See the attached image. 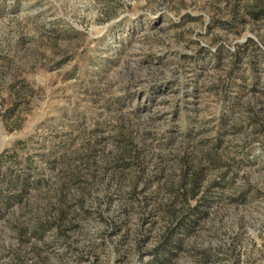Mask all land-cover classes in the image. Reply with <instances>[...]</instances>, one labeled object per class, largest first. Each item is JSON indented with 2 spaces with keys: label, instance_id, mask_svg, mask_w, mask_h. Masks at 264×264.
<instances>
[{
  "label": "rangeland",
  "instance_id": "rangeland-1",
  "mask_svg": "<svg viewBox=\"0 0 264 264\" xmlns=\"http://www.w3.org/2000/svg\"><path fill=\"white\" fill-rule=\"evenodd\" d=\"M262 11L0 0V264H264Z\"/></svg>",
  "mask_w": 264,
  "mask_h": 264
},
{
  "label": "trees",
  "instance_id": "trees-1",
  "mask_svg": "<svg viewBox=\"0 0 264 264\" xmlns=\"http://www.w3.org/2000/svg\"><path fill=\"white\" fill-rule=\"evenodd\" d=\"M262 14H264V11L261 12ZM21 182V180L19 178H17V180L15 182H10L13 184L14 188L16 189V187H18L19 183ZM22 190L25 191V188H26V185L28 184V180L27 179H24L22 182ZM2 193V192H1ZM0 193V215L3 213V210L8 207L10 204H11V201L12 199L11 198H18V196H8V195H4V194H1ZM198 209V207H195L192 212L195 214V210ZM66 217V213L65 211H61V213H59L58 217H57V223H59V225L62 224V221L65 219ZM193 224V220H188V221H185V220H182L180 222V224L178 225V228L177 229H186V230H189L191 228V225ZM61 227V226H60ZM61 229V228H60ZM176 229V230H177ZM60 231H63L60 230ZM175 231H172L170 230L169 232H167L165 235H163V238H162V242L159 244V248L157 249V254L161 255V249H164V250H172V248L170 247L171 244L173 243V233ZM178 247L181 246V244L178 242V243H175ZM167 255V254H165ZM156 259H158L159 261L161 260V258H159V256H156Z\"/></svg>",
  "mask_w": 264,
  "mask_h": 264
}]
</instances>
